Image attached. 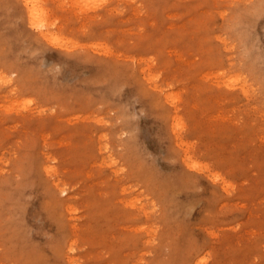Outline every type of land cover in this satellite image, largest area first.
I'll return each instance as SVG.
<instances>
[{"label": "rangeland", "instance_id": "rangeland-1", "mask_svg": "<svg viewBox=\"0 0 264 264\" xmlns=\"http://www.w3.org/2000/svg\"><path fill=\"white\" fill-rule=\"evenodd\" d=\"M89 1L0 0V264H264V0Z\"/></svg>", "mask_w": 264, "mask_h": 264}, {"label": "bare ground", "instance_id": "bare-ground-1", "mask_svg": "<svg viewBox=\"0 0 264 264\" xmlns=\"http://www.w3.org/2000/svg\"><path fill=\"white\" fill-rule=\"evenodd\" d=\"M22 1V12H23V14H24V20H25V22L27 23V25H29V26H31V27H35V26H37V28L36 29H39V27H41V26H45L46 24H47V22H46V20L44 19V14H45V12H47V11H43L44 9V7L43 8H41V6L38 4V2H39V0L37 1V0H21ZM89 1V0H88ZM97 1V0H96ZM95 0H94V2H96ZM98 1H101V0H98ZM104 1V0H103ZM102 1V2H103ZM107 1V0H106ZM85 2V1H84ZM90 2V1H89ZM93 2V1H92ZM93 2V3H94ZM40 3V2H39ZM88 3V2H87ZM92 3V5H94ZM96 3H98V2H96ZM41 4V3H40ZM84 4V3H83ZM88 4H90V3H88ZM85 5V4H84ZM99 5H100V3H99ZM95 6V5H94ZM97 6V5H96ZM85 7V6H84ZM89 7H91V6H89ZM46 16H47V13H46ZM46 18V17H45ZM16 19V18H15ZM48 19V18H47ZM44 20H45V22H44ZM49 20V19H48ZM50 23V22H49ZM41 25V26H40ZM49 26V25H48ZM46 27V26H45ZM30 28V27H29ZM40 29H42V27L40 28ZM51 31V30H50ZM49 31V33H48V31H47V27H46V29H45V31H40L39 30V34H40V36H43V37H45L46 39H47V36L50 38V37H52L53 36V34L51 33ZM47 33H48V35H47ZM51 33V35L49 36V34ZM44 39V38H43ZM53 39H57V38H52V40ZM48 40V39H47ZM51 41V40H50ZM54 41V40H53ZM56 41V40H55ZM47 42V41H46ZM61 43V42H60ZM54 44V43H53ZM63 45H64V43H63ZM63 45H61V46H63ZM65 47V46H64ZM60 63V62H59ZM64 63V62H63ZM62 63V64H63ZM239 73V72H238ZM237 73V74H238ZM236 74V75H237ZM237 76H239V75H237ZM236 76V77H237ZM232 78H233V76H232ZM237 79H239V77H237ZM240 80V79H239ZM241 81V80H240ZM243 82H244V80H243ZM242 81L240 82V83H243ZM155 85H157V84H155ZM239 85H241V84H239ZM245 86V85H244ZM243 87V86H242ZM246 89V88H245ZM250 90V89H249ZM168 97V96H167ZM176 103V102H175ZM173 106V105H172ZM174 107V106H173ZM176 108V107H175ZM177 118V117H176ZM172 127H173V125H172ZM178 136V135H177ZM105 137V136H104ZM101 139V138H100ZM105 162V161H104ZM50 167V166H49ZM52 167V166H51ZM45 168L47 169L48 168V166H45ZM55 167H52V168H49V169H53V170H55L54 169ZM45 169V170H46ZM48 169V170H49ZM52 170V173L53 172H55V171H53ZM47 171V170H46ZM50 171V170H49ZM48 172V171H47ZM57 173V172H56ZM48 174H49V172H48ZM55 174V173H54ZM57 178V177H56ZM58 181L56 180V183H57ZM60 182V181H59ZM64 184H65V182H63ZM57 186H59V185H57ZM65 186V185H64ZM66 187V186H65ZM64 188V187H63ZM63 188H59V190L60 191H62L63 190ZM72 248V247H71Z\"/></svg>", "mask_w": 264, "mask_h": 264}]
</instances>
